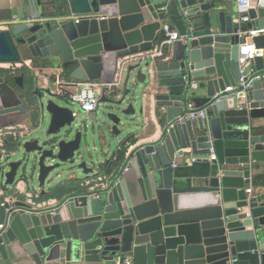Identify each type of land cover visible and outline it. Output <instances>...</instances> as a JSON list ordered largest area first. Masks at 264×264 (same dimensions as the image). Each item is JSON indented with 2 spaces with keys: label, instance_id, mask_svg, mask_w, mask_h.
<instances>
[{
  "label": "water",
  "instance_id": "95a60500",
  "mask_svg": "<svg viewBox=\"0 0 264 264\" xmlns=\"http://www.w3.org/2000/svg\"><path fill=\"white\" fill-rule=\"evenodd\" d=\"M251 2L239 23L233 0L24 1L15 14L37 21L0 30V264H264L251 179L264 161V0ZM165 21L184 38L143 57ZM247 30L259 54L241 65ZM114 37L127 49L105 59ZM130 56L92 112L37 78L31 106L25 74L4 65L30 59L86 81ZM242 79L246 94L225 91ZM148 95L162 133L139 143Z\"/></svg>",
  "mask_w": 264,
  "mask_h": 264
},
{
  "label": "crops",
  "instance_id": "0c3cea01",
  "mask_svg": "<svg viewBox=\"0 0 264 264\" xmlns=\"http://www.w3.org/2000/svg\"><path fill=\"white\" fill-rule=\"evenodd\" d=\"M24 1L25 0H0V30L7 29L8 27L7 22H15V21L20 22L23 20L29 22V19H33V18L36 19L37 21V18L35 16L29 15L26 19H23L20 18L18 14H15V11H18L21 7H23ZM233 3H237L238 5V0H233ZM253 6L254 4H252V7ZM237 19H238V12H237ZM163 23L172 24L170 21H165ZM29 24L32 23L29 22ZM159 33H161L162 35V31ZM249 41H251V39H249ZM157 44L158 45L155 48H157L160 43ZM102 48L103 51L101 52V55L103 58L107 59L111 57L114 58L115 55L127 49V46L121 40V38L114 37L113 39H109L103 45ZM122 61L123 60L120 59L119 63L117 64V69H114L111 67L113 62L112 61L109 62L108 60H106L105 66L107 68L103 70L99 81L114 80L120 82L122 79V71H121V68L123 67L121 64ZM4 65L8 67L13 65V67L18 68V70L16 71L17 74H21V73L25 74L26 90L23 91L19 89V92L22 95V97H24L25 101L29 103L31 106L35 102V98L31 94V92L37 83L40 87H47L49 83H52L54 91H56L58 94H60L63 97L69 98V94L76 90L74 85H70L69 83L81 81L74 78V73H64L62 68H56V69L34 68L33 65L31 64L30 59L20 63L4 64ZM35 78H37L36 79L37 83L35 82ZM112 90L109 89L101 90L99 91V95L100 97L102 95L109 96ZM195 107H199V106H195ZM162 110H163L162 108L155 107L154 96L148 95L146 99L145 122L141 126L142 130L139 133V135L141 136L140 137L141 140L139 143L153 141L154 139L159 137V135H161L162 129L157 126L156 111H162ZM259 122L264 123V119H260ZM23 123H28V122L25 121ZM257 131H258L257 133L264 134V129H260ZM185 151L189 152L191 151V148H186ZM130 176H134V173H131ZM251 179H252L253 193L258 196L260 201L264 202V161L254 162ZM94 187L95 185L92 186L91 189H93ZM53 203H55V200H49V201L47 200L43 202L42 207H45V205H53ZM15 264H35V263L28 257L25 260L18 259L15 262ZM58 264H62V263H58Z\"/></svg>",
  "mask_w": 264,
  "mask_h": 264
},
{
  "label": "built area",
  "instance_id": "2783aa9c",
  "mask_svg": "<svg viewBox=\"0 0 264 264\" xmlns=\"http://www.w3.org/2000/svg\"><path fill=\"white\" fill-rule=\"evenodd\" d=\"M238 19L239 23L249 22V12L252 8L251 0H238ZM30 23H35L36 19H29ZM162 40L157 48L143 54V57L155 58L165 54L166 50L175 45L178 41L182 40L184 36H181L179 31L170 23H163L162 28ZM259 33V30H247L242 32L243 41L240 44L239 61L241 65L249 63L254 57L259 54V50L253 47L249 39ZM134 56L126 57L122 61V66L129 63ZM121 66V65H120ZM119 81L107 80H87L80 82H71L70 85H74L75 91L69 94V98L76 101L82 109L87 112L94 111L99 104V91L109 89L112 90L119 85ZM252 87L251 81L246 82L243 79L236 84V86L226 87V92L233 95H239L240 93L246 94ZM207 115V107L193 108L189 113V117H205ZM195 158H191L188 161H194ZM125 264H133L132 256H127Z\"/></svg>",
  "mask_w": 264,
  "mask_h": 264
}]
</instances>
